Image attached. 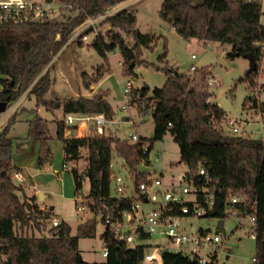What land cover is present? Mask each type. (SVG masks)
<instances>
[{"label": "trees", "instance_id": "trees-1", "mask_svg": "<svg viewBox=\"0 0 264 264\" xmlns=\"http://www.w3.org/2000/svg\"><path fill=\"white\" fill-rule=\"evenodd\" d=\"M69 4L73 17L65 21L45 20L19 24L0 23V101H6L7 107L16 102L23 94L33 96L36 106L42 104L54 112L62 109L63 114L81 115L104 114L107 121L114 119V110L107 100L108 93L98 90L92 97L77 96L62 100H47L45 94L52 80L50 76L51 60L66 45L74 30L87 16L106 13L116 5L127 0H45ZM261 0H163L159 17L172 26L184 39L203 42H219L229 45L226 58L234 59L246 53L254 55L257 66L251 73H245L248 87L255 84L258 74V62L264 49V25ZM110 25L106 33L97 32L90 45L101 56L103 64L94 70V74L82 73L81 83L89 88L103 75L108 64L107 54L118 48L122 59V74L137 77L135 67L148 66L142 59L144 49L153 50L156 38L151 33H142L136 27L137 17L134 10L121 8L102 20ZM92 33V30H88ZM124 35L129 38L128 40ZM107 36V37H106ZM163 54L166 57V40H163ZM79 45L83 40L79 38ZM165 72L166 80L162 87L151 88L144 84L139 88L131 87L129 105L135 106L139 116L151 114L153 134L150 138L140 137L139 143H130L113 133L98 135L93 129L87 137L65 138V122H56V138L62 141L64 165L75 164L85 150L86 167L82 174L71 170L75 195L82 190V182L88 180L89 189L85 195V206L92 217L78 224L76 234H71L70 225L62 220L56 227H50L49 235H26L18 233L17 227H31L42 231L52 215V207L41 209L36 197L27 196L23 187L14 180L12 145L9 130L16 122L17 113L12 114L0 131V262L2 264H140L144 260V245L129 248L115 239L107 228L101 234L108 247V255L102 261L88 262L81 258L78 242L80 238H93L97 226L103 225L104 217L109 213L122 211L130 207L129 201L118 198L111 191L113 170L110 163L114 157L122 160L129 171L134 184L145 181L151 175L149 152L154 141H161L170 133L179 149V162L186 165L187 179L193 182L198 201L204 205L205 199L218 197L223 200L221 210L231 194L243 199L233 204L241 212L252 214L256 224L264 228V131L261 139L243 135L226 134L219 123L226 118L225 111L216 103L209 101L211 93L202 87L209 75L208 68L196 71L198 77L190 84L195 91L199 110L188 102L184 92L183 74H174L173 70L157 67ZM201 84V85H200ZM251 102L250 108L256 115L264 117V100L247 97L243 101ZM190 106L192 107L190 110ZM35 125L30 124L28 135H34L40 143L39 166H43L51 157L48 144V121L36 118ZM75 129L74 127H70ZM241 134V133H240ZM148 150L143 151L142 145ZM143 164L146 170L139 169ZM203 167L207 178L199 175ZM212 210L206 216H211ZM225 215H223V218ZM259 229V231H260ZM258 232L256 236L255 257L257 264L264 258V238ZM142 237H147L141 233ZM216 254L210 263L216 264ZM162 264H200L196 259L180 253L163 252Z\"/></svg>", "mask_w": 264, "mask_h": 264}, {"label": "rangeland", "instance_id": "rangeland-1", "mask_svg": "<svg viewBox=\"0 0 264 264\" xmlns=\"http://www.w3.org/2000/svg\"><path fill=\"white\" fill-rule=\"evenodd\" d=\"M162 1L127 0L111 9L113 12L121 8L134 10L137 17V29L142 33H151L156 38V45L153 50L144 49L142 51V59L148 62L149 65L135 67L137 77H129L132 87H141L144 84L149 85L151 88L162 87L166 75L163 70L157 69V67L168 68L173 70L174 74H183V78L187 80H183V82L185 83L184 92L188 95V102L198 111L199 107L191 80L195 79L197 82L196 71L204 67L208 68L210 72L208 76L215 80L209 85L205 79L202 87L211 93L209 101L218 104L226 113V118L219 123V127L224 133L229 134L228 121L231 120L239 127L241 133L239 135L261 139L264 131V117L255 114L250 108L251 102L247 101L244 107L242 104L247 97L256 98L258 101L264 100V49L258 62L259 74L256 75L254 86L249 88L247 81L241 80L248 68L247 59L243 56L234 59L226 58L225 52L230 49L229 45L227 47L219 42L187 40L179 36L170 24L159 17ZM193 2L199 3L201 0H193ZM261 8L263 12L261 23L264 25V0H261ZM74 15L75 12L70 11L69 8L61 7L59 12L51 17V20L61 22ZM109 30L110 25L100 21L96 24L94 32L89 33L88 39L83 40L82 45H79L78 37L72 38L71 35L66 45L51 60L50 76L52 83L45 94V99L62 100L77 96L92 97L98 90H104L107 93L109 92L107 100L115 112V122L107 124L109 128L105 133H113L123 140L130 141V133L135 128L139 137L150 138L153 134V121L150 113L139 116L133 105H129L128 110H121L124 98L123 89L128 76L122 74V56L118 48L108 53V64L102 77L97 82L92 83L89 88H84L81 83L82 73L94 74V70L103 64L101 56L90 45L93 36L96 32L106 33ZM124 37L127 40L129 39L125 35ZM164 39L166 40L167 52L166 57L161 60L159 56L163 54ZM193 54L195 55L194 58L192 57ZM191 66H195L196 70H191ZM23 96L19 103L17 100L7 108L5 114L0 115V118L2 117V123L0 122L1 131L7 119L12 114L17 113L16 122L9 130V137L13 140V164L22 168L26 179L20 181L14 178V180L23 187L27 196L34 195L36 197L38 205H44L47 209L49 206L53 207V214L64 218L72 227V235H75L77 225L92 217V213L85 206L87 200L85 195L89 189L88 180L86 178L83 180L82 190L75 196L74 181L71 174L72 169H76L79 174L84 172L86 151H82V158L74 165L71 163L66 164L69 167L67 169L63 163L62 141L56 138V122L60 118L63 120L64 116L61 112L62 109L60 108L52 113L42 104L37 107L33 96L28 97L25 94ZM191 108L190 106V110ZM38 116L48 121V137L50 138L48 144L51 157L43 166L38 164L40 143L34 135H28L30 124L35 125ZM122 116L128 117L127 120L121 121ZM54 118L55 121H53ZM82 132L83 130L78 131V127L72 130V128L65 126L64 136L66 138L71 136L81 137ZM22 143L25 144V147ZM149 160L152 165L151 170L159 173L163 167L166 176L174 175L177 178L187 169L184 163L179 162V149L170 133H167L161 141H154L149 152ZM122 163L120 158L114 157L115 170L124 176L126 169ZM31 187L35 189H31ZM39 190H42L43 196L45 194L46 197L39 199V193L38 195L33 194V191L37 193ZM111 191L113 192V187H111ZM76 198H78L77 201ZM77 206H82L84 210L77 211ZM50 218L42 231L34 230L31 226L22 229L17 227V232L36 236L49 235ZM218 219L212 216H190L183 220V225L185 229H188V225L191 223L194 225L195 231L197 228L209 229L212 233L217 231L221 242L217 248L216 264H252L251 258L255 255L256 240L249 237L251 232V228L248 227L249 221L245 218L225 215L223 218V233L216 227ZM237 225L239 228L236 229ZM260 227L261 225L257 226V224L254 227L257 237V231ZM102 232L103 227L99 224L95 237L79 239V250L83 260L94 262L102 259L100 255L102 247L100 235ZM261 235H264V228ZM228 249L229 252H227ZM0 264L2 263L0 262ZM143 264L148 263L143 262ZM157 264H161L160 260ZM259 264H264V258L259 260Z\"/></svg>", "mask_w": 264, "mask_h": 264}, {"label": "built area", "instance_id": "built-area-1", "mask_svg": "<svg viewBox=\"0 0 264 264\" xmlns=\"http://www.w3.org/2000/svg\"><path fill=\"white\" fill-rule=\"evenodd\" d=\"M69 8V4H60L58 2H46L37 0H0V23L19 24L24 22H40L48 19L59 12L60 8ZM113 13L109 10L106 13H97L93 16H87L85 21L79 25L73 32L72 38L78 37L87 40L88 30L95 29L96 24L104 19L105 16ZM97 33V32H96ZM95 33V34H96ZM194 58L195 55L193 54ZM191 70H196L191 66ZM259 74V68H258ZM215 79L207 76V84H212ZM132 87L131 79L128 77L123 89V103L121 110H128L130 101V90ZM258 101V100H257ZM259 102V101H258ZM63 121L68 127H78V131L83 130L81 137H87L92 134L93 129L98 135H103L105 126L108 123L104 114L81 115L67 113ZM83 124V126L81 125ZM229 134H240L239 127L229 120ZM74 130V129H73ZM130 143H139L140 137L134 129L130 133ZM143 151L148 150V145H142ZM143 164H140L141 166ZM67 169L66 165H64ZM124 167V166H123ZM113 170L112 184L116 197L130 202V207L125 210L116 211L114 215L107 214L104 217L103 229L107 228L114 234L115 239L125 243L129 248H136L138 245H144V260L148 264H157L163 252L180 253L196 259L200 264L210 263L214 254L217 257L218 244L221 242L217 231L212 233L209 229L197 228L194 225H188L185 229L183 220L186 217H202L207 211L213 209V199H205L202 205L198 201V194L193 186V182L187 179L185 174L180 176V181L166 185L160 176L149 175L145 181L134 184V180L126 169L124 176L114 170V161L110 163ZM199 175L207 174L203 167L198 170ZM17 180H24L20 171L13 173ZM192 197V198H191ZM243 198L238 194H231L224 204V215L231 217L245 218L250 223L251 232L249 237L256 239L255 225L256 218L252 214H245L233 204L241 201ZM78 198H76V201ZM83 211L82 206H77V211ZM61 219L57 216H51L50 227H56ZM217 227V223H216ZM147 237H142L141 233ZM150 243H144L148 240ZM100 255L106 258L108 247L103 244ZM217 263V260L215 261ZM252 264H257L255 256L251 258ZM162 264V263H161Z\"/></svg>", "mask_w": 264, "mask_h": 264}, {"label": "crops", "instance_id": "crops-1", "mask_svg": "<svg viewBox=\"0 0 264 264\" xmlns=\"http://www.w3.org/2000/svg\"><path fill=\"white\" fill-rule=\"evenodd\" d=\"M225 46H227V45H225ZM227 47H228V46H227ZM115 50H116V49H115ZM115 50H114V51H115ZM227 51H228V50H227ZM227 51H226V52H227ZM226 52H225V55H226ZM108 56H109V54L107 55V57H108ZM121 63H123V59H122V57H121ZM139 87H140V86H139ZM139 87H136V88H139ZM23 95H24V94H23ZM23 95H22V96H23ZM22 96L18 99V103L24 98V96H23V98H22ZM25 96H26V95H25ZM106 98H107V97H106ZM7 108H8V107H6V110H7ZM36 109H37V108H36ZM6 110L3 111L4 113H0V115L5 114ZM36 112H37V111H36ZM61 112H62V110H61ZM52 113H55V112H52ZM114 113H115V112H114ZM62 115H65V114H63V112H62ZM127 118H128V117L122 116V117H121V121H125V120H127ZM57 119H58V118H57ZM62 119H64V116H63ZM59 120H61V118H60ZM1 121H2V117L0 118V122H1ZM53 121H55V118L53 119ZM128 121H129V120H128ZM110 122L113 123V122H115V121H114V119H113L112 121H108V123H110ZM1 123H2V122H1ZM108 123H107V124H108ZM131 123H132V121H131ZM107 124H106V126H105V132H106V131L108 130V128H109ZM81 125L83 126V124H81ZM0 126H1V124H0ZM66 127H68V126L66 125ZM134 129H135V128H134ZM166 134H167V133H166ZM166 134H165V135H166ZM170 135H171V134H170ZM72 137H78V136H71L70 138H72ZM79 137H80V136H79ZM140 137H143V136H140ZM171 137H172V135H171ZM65 138H66V137H65ZM145 138H147V137H145ZM172 139H173V137H172ZM22 144H23V147H25V144H24V143H22ZM113 161H114V159H113ZM14 165H15V164H14ZM122 165H123V163H122ZM15 166L17 167V170L20 171L21 174L23 175V177L26 179L25 174L23 173L22 168H20V167L17 166V165H15ZM114 166H115V165H114ZM151 166H152V165H151ZM114 170H115V168H114ZM142 170H146V169H142ZM149 170H150V172H151V175H154V176H160V177L163 179V181H164V183H165L166 185H168V184H170V183H177V182H179V181H180V176L186 173V172H184V173L180 174L177 178H175L174 175L166 176V175L164 174V172H163V171H164V170H163V167L161 168V171H160L159 173H156L155 170H151V168H150ZM152 171H153V173H152ZM115 172H118V171L115 170ZM29 181H30V180H29ZM32 188H34V187H31V189H32ZM34 189H35V188H34ZM34 189H33V190H34ZM38 193H39V194H40V193L43 194L42 190H39L37 193H36L35 191H33V194L38 195ZM87 193H88V192H87ZM87 193H86V194H87ZM28 196H31V195H28ZM75 196H76V195H75ZM43 197H46L45 194H44ZM77 197H81V196H77ZM43 204H44V202H43ZM39 206H40L41 209H45V206H44V205H39ZM49 207H51V206H49ZM49 207H48V208H49ZM53 211H54V210H53V207H52V215H54V214H53ZM52 215H51V216H52ZM54 216H55V215H54ZM58 218H60L61 221L64 220V218H61V217H58ZM64 221H65V220H64ZM66 222H67V221H66ZM67 223H68V222H67ZM238 223H239V222H238ZM68 224H69V223H68ZM79 224H80V223H79ZM69 225H70V224H69ZM77 226H78V225H77ZM250 226H251V225H250V223H249V224H248V227L250 228ZM70 227H71V225H70ZM76 228H77V227H76ZM237 228H239L238 225L236 226V229H237ZM33 229L36 230L34 227H33ZM236 229H235V230H236ZM103 231H104V229H103ZM262 231H263V229H260L259 233L261 234ZM102 233H103V232H102ZM102 233H101V234H102ZM71 234H72V227H71ZM261 237L264 238V235H261ZM100 238H101V235H100ZM101 240H102V246H103V244H104L103 239L101 238ZM150 240H151V239H150ZM150 242H152V241H147V242H146V240H145L144 243L146 244V243H150ZM78 247H79V242H78ZM101 249H102V247H101ZM227 251H228V250H227ZM80 254H81V253H80ZM254 256H255V255H254ZM81 258H83L82 255H81ZM101 258H102V257H101ZM103 259H104V258H102V259L99 260V261H102ZM141 263H142V262H141ZM142 264H143V263H142Z\"/></svg>", "mask_w": 264, "mask_h": 264}, {"label": "water", "instance_id": "water-1", "mask_svg": "<svg viewBox=\"0 0 264 264\" xmlns=\"http://www.w3.org/2000/svg\"><path fill=\"white\" fill-rule=\"evenodd\" d=\"M243 57L245 59H247V61H248V68H247L246 72L247 73L253 72L256 69V66H257V61H256L254 55L251 54V53H246V54L243 55ZM6 107H7V102L6 101H0V113L5 111ZM139 169H141V170L142 169H146V167L144 165H141V166H139ZM42 198H43V194L40 193L39 199H42ZM222 204H223V200L222 199H220L218 197H215L213 199V209H212V212H211V216L219 218L218 221H217V227H218V229H220L224 233V228H223V215H224V213L221 210V205ZM204 216L207 217L206 215H204ZM229 251L230 250L228 249L227 252H229ZM140 264H142V263H140Z\"/></svg>", "mask_w": 264, "mask_h": 264}]
</instances>
